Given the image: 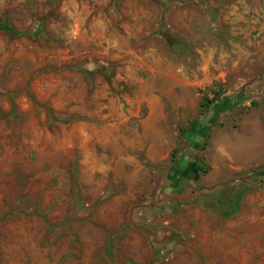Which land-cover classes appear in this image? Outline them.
Returning a JSON list of instances; mask_svg holds the SVG:
<instances>
[{
  "label": "rangeland",
  "instance_id": "rangeland-1",
  "mask_svg": "<svg viewBox=\"0 0 264 264\" xmlns=\"http://www.w3.org/2000/svg\"><path fill=\"white\" fill-rule=\"evenodd\" d=\"M3 17L0 264H264V0Z\"/></svg>",
  "mask_w": 264,
  "mask_h": 264
},
{
  "label": "trees",
  "instance_id": "trees-1",
  "mask_svg": "<svg viewBox=\"0 0 264 264\" xmlns=\"http://www.w3.org/2000/svg\"><path fill=\"white\" fill-rule=\"evenodd\" d=\"M0 33H3L10 38H17L24 34L23 32L15 29L13 25L10 23V21L5 17L0 18ZM209 103H210L209 100H205V102L202 103V106H206V104H209ZM192 171H193V175L195 179H197L200 174L207 173V169H204L202 166H199V165H194L192 168ZM243 192L244 190H242L239 194L235 195L236 201L239 199L240 195ZM226 208H229L230 212H225L223 215L224 218H228L229 216H231L233 213H235L239 209L237 202H235L232 205H228Z\"/></svg>",
  "mask_w": 264,
  "mask_h": 264
}]
</instances>
